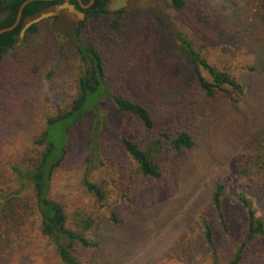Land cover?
<instances>
[{"label":"trees","instance_id":"trees-1","mask_svg":"<svg viewBox=\"0 0 264 264\" xmlns=\"http://www.w3.org/2000/svg\"><path fill=\"white\" fill-rule=\"evenodd\" d=\"M23 1L0 0V12L5 13L0 29L13 23ZM63 1L81 11L83 19L72 24L56 12L18 36L26 21ZM158 2L160 10L170 12L169 20L137 8L110 11V0H92L85 9L76 0H32L22 7L16 25L0 33V144L14 131L10 126H26L13 138V145L19 142L14 153L0 148V264L110 262L104 255L109 238L98 230L102 220L94 206H103L106 198L103 181L83 179L94 205L70 207L50 194L71 126L88 122L84 142L89 146L91 140L94 148L109 140L111 131L134 164L132 174L160 180L169 173L170 153L184 158L204 147L200 135L209 118L224 113L233 124L250 122L257 114L264 101V0ZM50 24L68 41L57 45ZM110 57L115 59L111 62ZM37 93L35 114L42 122L35 130L22 124L27 113L19 106ZM104 100L107 110L99 120ZM123 117L133 123L123 124ZM253 123L233 164L239 180L230 191L244 210V223L241 241L226 264H240L251 253L256 264H264V246L255 247L264 238V218L256 215L264 210L257 192L264 188V113ZM213 158L208 162L213 164ZM228 165L220 161L222 170ZM225 176L214 178L207 202L223 230ZM176 180L178 187V174ZM124 189L106 207L122 203L128 212H136L137 199L132 201L129 193L134 187ZM105 220L114 231L123 228L114 210ZM199 223L204 245L217 262L212 231L206 222ZM178 240L173 254L188 264L189 253L179 249Z\"/></svg>","mask_w":264,"mask_h":264},{"label":"rangeland","instance_id":"rangeland-1","mask_svg":"<svg viewBox=\"0 0 264 264\" xmlns=\"http://www.w3.org/2000/svg\"><path fill=\"white\" fill-rule=\"evenodd\" d=\"M124 8H137L148 16H156L162 20H169L171 17L169 11L164 13L160 10L157 0H132ZM57 12L65 14L72 24L77 22L62 9ZM49 29L57 45L68 41V37L64 36L59 29H54L51 24ZM113 59L115 58H109L111 62ZM118 63L120 64L116 60V64ZM126 66L121 63V69H125ZM39 96L40 93H37L26 106H19L20 110L26 108L27 113L22 116V124L32 125L35 130H38L42 122V119L35 114ZM99 106L98 119L102 120L107 110V102L104 100ZM41 108L45 109L46 105H42ZM50 108L49 111L53 110ZM32 113H34L33 120L31 119ZM256 113L250 122L243 123L232 124L224 113H218L217 116L209 118L210 120L200 135L204 147L197 152L188 153L184 158L170 153L168 155L169 173L160 180L133 175L131 171L134 164L118 146L111 131L108 136L109 140L102 139L99 148H94L91 140H89V146L85 145L84 136L89 124L79 122L68 130L66 154L53 173L49 187L50 194L70 207L81 206L85 203L94 205L93 197L84 192L83 179L92 182L103 181L106 198L101 202L103 206H99V203L94 206L102 220L98 230L101 235L109 238V246L104 253L110 260L108 264H184L173 254L178 249L175 245H180L177 243V238L182 241L179 249L187 250L189 253L191 262L188 264H226L232 257L233 247L241 241L244 223V210L230 191L235 182L239 180L237 169L233 167V164L239 161L236 152L252 130L253 125L251 124H254V119H259L260 113H264V101ZM20 119L21 117L18 118V122ZM122 119L125 125L133 123L128 118L123 117ZM90 120L93 121L94 118L90 117ZM224 121L229 123L220 124ZM24 127L10 126L14 131L0 144V148L3 150L6 148L7 151L10 149L9 153L11 154V151L14 153L16 144L19 142L13 145V138H18L23 132L22 129H25ZM59 129L60 127L57 128ZM20 146L22 145L19 144ZM209 157H214L213 164H211L212 161L208 162ZM220 161L229 164L227 170L221 169ZM219 173L226 175L223 180L225 189L221 197V210L226 230L222 229L215 210L207 203L210 185ZM177 174L180 178L178 183L180 188L177 187ZM129 176L133 179L129 180ZM121 186L125 188L124 190L134 187V190H130L129 193L132 201L137 199L139 206L137 205L136 212H128V208L122 203H116L110 208L106 207L105 204L112 201V196L119 191ZM257 192L264 199V188ZM110 210H114L118 219L124 222L119 232L114 231L113 227L108 224V220H105ZM256 215L264 218V210H257ZM201 221L206 222L212 231L217 262L215 258H211L210 250L204 245L199 233V222ZM263 246L264 238L256 241L255 247ZM240 264H256L253 253L246 254Z\"/></svg>","mask_w":264,"mask_h":264},{"label":"water","instance_id":"water-1","mask_svg":"<svg viewBox=\"0 0 264 264\" xmlns=\"http://www.w3.org/2000/svg\"><path fill=\"white\" fill-rule=\"evenodd\" d=\"M29 1H32V0H24L23 2H21V4L19 5V7L17 9L16 16H15L13 23L8 27L1 28L0 33L7 31V30H10L16 25V23L18 22L22 7L26 3H28ZM45 1H51V0H45ZM76 1H77V4L79 5V7L82 9L87 8L92 3V0H88L87 4H82L80 0H76ZM131 1L132 0H110V3L108 4L107 9L110 11L120 10V9H123L124 7H126ZM54 9L55 10H53V11L42 12L39 15H37L36 17L26 21L23 24V26L21 27L18 36L21 38L23 35V32L25 31V29L28 26H30L33 23L40 21L41 19H43L45 17H48V16L55 14L60 9H62L67 15H69L70 17H72L76 21L81 20L83 17V13L81 11L77 10L72 4L68 3L67 1H63L62 3L56 5ZM4 15H5V13L0 12V19L3 18Z\"/></svg>","mask_w":264,"mask_h":264}]
</instances>
